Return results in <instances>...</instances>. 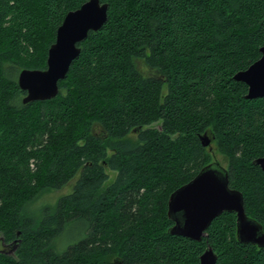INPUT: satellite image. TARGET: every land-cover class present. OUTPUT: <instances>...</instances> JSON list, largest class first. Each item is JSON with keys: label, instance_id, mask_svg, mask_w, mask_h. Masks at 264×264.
<instances>
[{"label": "trees", "instance_id": "16d2710c", "mask_svg": "<svg viewBox=\"0 0 264 264\" xmlns=\"http://www.w3.org/2000/svg\"><path fill=\"white\" fill-rule=\"evenodd\" d=\"M84 1L0 0V242L13 248L0 264H200L208 247L215 264H264V246L237 240L233 212L199 241L169 233L167 216L171 192L213 158L207 134L264 231L253 163L264 97L246 98L233 78L260 57L264 0H101L107 19L78 43L57 95L23 103L19 71L45 68L57 27ZM70 181L39 217L25 213L42 189Z\"/></svg>", "mask_w": 264, "mask_h": 264}, {"label": "water", "instance_id": "95a60500", "mask_svg": "<svg viewBox=\"0 0 264 264\" xmlns=\"http://www.w3.org/2000/svg\"><path fill=\"white\" fill-rule=\"evenodd\" d=\"M108 3L85 0L78 8L69 10L56 29L54 41L47 50L43 69L23 68L17 76L18 87L25 92L23 103L47 100L58 93V82L65 78L73 60L79 55L80 43L89 31L96 32L107 19ZM260 57L233 78L247 85L248 99L264 97V45ZM201 144L211 150V139L200 136ZM264 172V154L253 160ZM223 212L236 216V238L241 243L264 246L261 224L248 216L242 193L229 186L228 170L216 160L205 164L189 181L171 192L167 201V216L173 221L168 232L199 241L212 220ZM216 254L208 247L200 255V264H215ZM114 264H124L118 257ZM147 264V263H132Z\"/></svg>", "mask_w": 264, "mask_h": 264}, {"label": "rangeland", "instance_id": "374dc122", "mask_svg": "<svg viewBox=\"0 0 264 264\" xmlns=\"http://www.w3.org/2000/svg\"><path fill=\"white\" fill-rule=\"evenodd\" d=\"M136 66L144 75H153L155 77L159 76L157 70L150 69L140 59L136 60ZM93 132L96 135L102 134V130L96 125L93 127ZM210 154L212 155L211 157H213L211 158V160H216L221 164L222 167L227 168V160L225 159L224 154L215 148V142H211ZM111 175L114 176V173H111ZM71 188L72 182L70 181L69 183L60 188L42 189L39 193L35 194L33 198L29 199L26 202L24 206L25 213L39 217L42 214L44 208L53 205L60 196L70 192ZM72 232L73 229L70 227L67 231H65L63 237L68 238V235H72ZM0 249L6 251L7 253H12L13 248L3 247L0 242Z\"/></svg>", "mask_w": 264, "mask_h": 264}, {"label": "flooded vegetation", "instance_id": "af4514ba", "mask_svg": "<svg viewBox=\"0 0 264 264\" xmlns=\"http://www.w3.org/2000/svg\"><path fill=\"white\" fill-rule=\"evenodd\" d=\"M251 244V243H250ZM253 245V244H252ZM257 246V245H256Z\"/></svg>", "mask_w": 264, "mask_h": 264}]
</instances>
